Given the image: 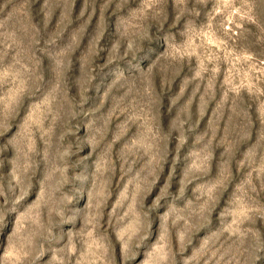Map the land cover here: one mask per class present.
Here are the masks:
<instances>
[{
	"label": "rangeland",
	"instance_id": "rangeland-1",
	"mask_svg": "<svg viewBox=\"0 0 264 264\" xmlns=\"http://www.w3.org/2000/svg\"><path fill=\"white\" fill-rule=\"evenodd\" d=\"M0 264H264V0H0Z\"/></svg>",
	"mask_w": 264,
	"mask_h": 264
}]
</instances>
